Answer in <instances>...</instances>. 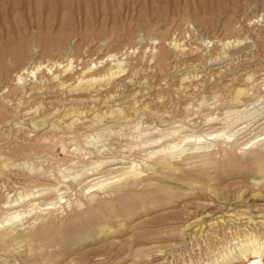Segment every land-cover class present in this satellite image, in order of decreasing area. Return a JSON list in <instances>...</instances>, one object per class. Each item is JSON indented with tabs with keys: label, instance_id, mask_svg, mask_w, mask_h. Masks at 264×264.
Segmentation results:
<instances>
[{
	"label": "rangeland",
	"instance_id": "obj_1",
	"mask_svg": "<svg viewBox=\"0 0 264 264\" xmlns=\"http://www.w3.org/2000/svg\"><path fill=\"white\" fill-rule=\"evenodd\" d=\"M198 1L0 0V264L264 254V0Z\"/></svg>",
	"mask_w": 264,
	"mask_h": 264
},
{
	"label": "bare ground",
	"instance_id": "obj_2",
	"mask_svg": "<svg viewBox=\"0 0 264 264\" xmlns=\"http://www.w3.org/2000/svg\"><path fill=\"white\" fill-rule=\"evenodd\" d=\"M161 1V0H160ZM164 1V0H163ZM198 1V0H197ZM159 2V1H158ZM199 2V1H198ZM68 69L70 68V67H67ZM89 70H90V68H89ZM118 71H112V70H110V73L107 75V76H116L117 74H121L122 73V69L120 68V67H118V69H117ZM32 74V73H31ZM89 79H90V77H89ZM88 79V80H89ZM94 80V78L92 77L91 78V81H93ZM103 80V79H102ZM238 92V91H237ZM237 94H239V92L237 93ZM242 95V94H241ZM240 96V95H239ZM111 116V115H110ZM214 133V132H213ZM218 137H219V135H217ZM224 136V135H223ZM138 138V137H137ZM229 138V137H228ZM193 139V137L192 136H183V137H180V139H179V141H181V142H183V144L185 143H187V142H191V141H193L192 140ZM202 139V138H201ZM194 140H196V139H194ZM45 141V140H44ZM199 141V140H198ZM197 140H196V142H198ZM46 142V141H45ZM153 143H155V141H153L152 142V144ZM176 143H179V142H176ZM176 143H172V145H170V146H168L167 147V150H173L174 148H176ZM200 143V142H199ZM182 144V145H183ZM175 145V146H174ZM182 145H181V147H182ZM259 145V144H258ZM61 146V145H60ZM180 148V147H179ZM178 148V149H179ZM63 149V148H62ZM160 150H162V148L161 147H158V148H156V151L153 153V151H152V154L151 155H155V154H157V152H160ZM167 150H163V152H166ZM176 150V149H175ZM180 151H181V153L183 152V149H180ZM91 154L90 155H92V152H90ZM150 153V152H149ZM172 153V152H171ZM177 153V152H176ZM164 156H165V154H164ZM168 156V155H167ZM166 156V157H167ZM91 157V156H90ZM166 157H164L163 158V154H162V157H160L158 160H157V165H159V166H161L164 170H167V172H168V169L170 168L169 166V164L167 163V160L169 161V159H167ZM151 159V158H150ZM100 163V162H99ZM106 163V162H105ZM107 164V163H106ZM92 165V164H91ZM94 165V164H93ZM95 165H97V163H95ZM125 165V164H124ZM135 164H131V165H129V166H116L115 168H112V170H110V174H116V180H118L117 182H123L125 185H128V186H131L132 185V183H134L135 181H136V178H138V174H139V172L137 173L136 172V169H135V166H134ZM153 165V164H152ZM138 166V165H137ZM173 166V165H172ZM96 167V168H95ZM94 168L95 169H97L99 166H95ZM93 168V169H94ZM159 168V167H158ZM156 169V168H155ZM86 170V169H85ZM159 170H161V169H159ZM163 170V171H164ZM162 171V172H163ZM177 171V170H176ZM84 173V172H83ZM89 173V172H88ZM87 173V174H88ZM102 173V172H101ZM154 173V172H153ZM108 175V174H107ZM77 177H79V176H77ZM111 177V176H110ZM109 177V178H110ZM113 177V176H112ZM111 177V178H112ZM73 178V177H72ZM105 178V177H104ZM104 178L103 179H101V177H100V179H101V181L102 180H104ZM70 179V178H69ZM75 179V178H74ZM78 179V178H77ZM76 179V180H77ZM114 179V180H115ZM71 180V179H70ZM90 180V179H89ZM88 180V181H89ZM75 181V180H74ZM97 182L98 181H100V180H96ZM73 182V181H72ZM76 182V181H75ZM86 182V181H85ZM95 182V181H94ZM116 182V181H115ZM114 183V182H113ZM86 184V183H85ZM90 184V183H89ZM80 185V184H79ZM105 185H107L106 184V182H101V183H98L97 185H94V186H91L90 188H88L87 190H85V191H88V193H89V191H91V189H95V190H92V192L91 193H95V192H97V191H99L100 189H102L103 188V186H105ZM124 186V185H123ZM138 186V185H137ZM120 187V186H119ZM125 187V186H124ZM132 187V186H131ZM83 190V189H82ZM48 191V190H47ZM44 193V192H43ZM87 193V192H86ZM48 194H55V200L52 198V200H49V201H51V202H49L46 206H51V207H56L57 205H60V204H62V203H60V202H62L63 201V196H65L64 195V193L62 192V190L61 189H50V192L48 193ZM46 196H43V197H47L48 195H47V193L45 194ZM83 195H84V193H83ZM83 195H82V197H83ZM86 195V194H85ZM50 196V195H49ZM48 196V197H49ZM91 196H93V195H91ZM26 197V196H25ZM93 197H95V196H93ZM23 198H24V196L23 197H20L19 198V200H23ZM40 198L41 197H39L38 199H35V198H33V199H27L28 200V204L31 206L30 208L32 209V211H35V210H40L41 209V207L37 204L36 205V202H38L39 200H40ZM84 198V197H83ZM90 199H92V198H90ZM94 199V198H93ZM92 199V200H93ZM168 199V198H167ZM54 200V201H53ZM100 200V199H99ZM109 201V200H108ZM107 201V202H108ZM164 201H165V199H164ZM24 202V201H23ZM43 202V201H42ZM93 202V201H92ZM165 202H167V201H165ZM68 203H70V202H68ZM144 203V202H143ZM141 204H142V201H141ZM145 204V203H144ZM41 205V204H40ZM156 205V204H155ZM126 206V205H125ZM153 206V205H152ZM29 207V206H28ZM58 207H60V206H58ZM58 207H57V210H59L58 209ZM163 207V206H162ZM94 208V207H93ZM119 208V207H118ZM150 208H154V207H150ZM4 209H5V216L6 217H3L4 219L3 220H1V222H0V225L1 226H6V225H8V223H11V222H14V223H17L18 222V220H20V217L22 216L21 215V212L22 211H20V209H21V206H18V207H4ZM25 209V208H24ZM47 210H49L48 208H46ZM51 209V208H50ZM55 209V208H54ZM143 210H145L144 209V207L142 208ZM52 211H53V208L51 209ZM100 212H115V210H114V208H113V206L112 205H109V204H101V206L99 207V209H98ZM98 210H96V211H98ZM146 211V210H145ZM37 212V211H36ZM50 212V211H49ZM49 214V213H48ZM96 216V215H95ZM22 218V217H21ZM13 223V224H14ZM50 223V222H49ZM12 224V225H13ZM48 224V223H47ZM46 224V225H47ZM17 225V224H16ZM15 225V226H16ZM9 226V225H8ZM50 226V227H49ZM49 226L47 227V226H45L46 228H44L43 227V229H42V227H41V231H42V233H47V232H49L50 230H51V226L52 225H50L49 224ZM2 228V227H1ZM9 229V228H8ZM38 229V228H37ZM6 230V229H5ZM108 232V231H107ZM5 234V233H4ZM8 234V233H7ZM36 235V234H35ZM4 238H5V236H3ZM19 237V236H18ZM101 237V236H100ZM15 239V238H14ZM15 242V241H14ZM251 244V245H250ZM250 244H248V245H250L249 247V249L248 250H246L245 252H243V254H242V259H243V263L242 264H263V259H264V254H263V252L261 251V245L259 244V241L257 240V239H254L253 241H252V243H250ZM242 253V252H241Z\"/></svg>",
	"mask_w": 264,
	"mask_h": 264
}]
</instances>
